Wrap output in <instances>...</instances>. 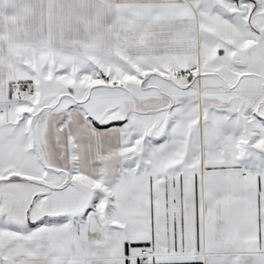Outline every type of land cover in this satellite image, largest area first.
Wrapping results in <instances>:
<instances>
[{"label": "snow or ice", "instance_id": "snow-or-ice-1", "mask_svg": "<svg viewBox=\"0 0 264 264\" xmlns=\"http://www.w3.org/2000/svg\"><path fill=\"white\" fill-rule=\"evenodd\" d=\"M0 264H264V0H0Z\"/></svg>", "mask_w": 264, "mask_h": 264}]
</instances>
